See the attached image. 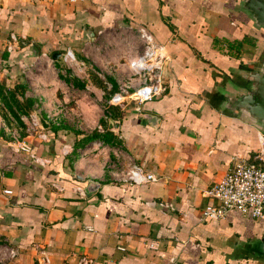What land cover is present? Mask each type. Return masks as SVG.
Masks as SVG:
<instances>
[{
	"label": "crops",
	"instance_id": "0c3cea01",
	"mask_svg": "<svg viewBox=\"0 0 264 264\" xmlns=\"http://www.w3.org/2000/svg\"><path fill=\"white\" fill-rule=\"evenodd\" d=\"M239 3L0 0L6 83L19 82L21 66L43 72L56 49L89 52L96 36L106 48L110 29H143L167 56L164 91L115 118L99 139L48 122L22 135L31 146L24 151L0 132V264H35L38 247L48 264H264L239 256L242 243L264 236V215L201 214L206 190L235 158L264 159V132L216 106L240 67L264 59V30ZM36 92L51 89L30 87L23 96ZM129 163L155 178L123 180ZM86 180L97 187L87 191Z\"/></svg>",
	"mask_w": 264,
	"mask_h": 264
},
{
	"label": "rangeland",
	"instance_id": "374dc122",
	"mask_svg": "<svg viewBox=\"0 0 264 264\" xmlns=\"http://www.w3.org/2000/svg\"><path fill=\"white\" fill-rule=\"evenodd\" d=\"M140 33V30L126 33L106 30V48L104 38L96 36L92 51L74 52L75 59L64 60L62 54L67 48L56 49L53 52H61V56L53 59V52H48V58L54 63L50 62L43 72L33 66H21L16 73L20 76L18 83H6L0 78V132L3 137L8 141L22 139V135L33 132L34 127L42 129L41 124L32 123V118L40 117L51 125H64L73 132L83 133L84 140L99 139L100 134L108 131L110 121L137 104L130 96L114 103L110 95L137 80L138 76L129 70V61L144 49ZM53 79L61 86L55 88L50 82ZM30 87L47 88L51 92H36L38 94L24 97L23 92Z\"/></svg>",
	"mask_w": 264,
	"mask_h": 264
},
{
	"label": "built area",
	"instance_id": "2783aa9c",
	"mask_svg": "<svg viewBox=\"0 0 264 264\" xmlns=\"http://www.w3.org/2000/svg\"><path fill=\"white\" fill-rule=\"evenodd\" d=\"M140 32L145 44L144 49L129 61V70L138 76L137 80L111 93V102L120 103L126 96H130L137 103H141L160 94L166 87L162 72L167 59L164 48L155 42L148 32L143 29H140ZM62 58L75 59L70 49L63 52ZM128 88H131L129 92ZM32 123L37 124L38 120L32 118ZM8 145L13 150L31 149L30 144L23 139L8 141ZM110 163L112 166L115 164L113 161ZM120 177L132 183L155 178L152 172L143 170L135 163H129L124 175ZM4 192L8 193L10 190L5 189ZM206 195L211 200L202 208L203 217L217 220L223 218L230 209H236L253 218L264 215V159L261 153L258 152L252 160L235 158L220 178L206 190ZM36 254L35 264H48L49 258L44 247H38Z\"/></svg>",
	"mask_w": 264,
	"mask_h": 264
},
{
	"label": "water",
	"instance_id": "95a60500",
	"mask_svg": "<svg viewBox=\"0 0 264 264\" xmlns=\"http://www.w3.org/2000/svg\"><path fill=\"white\" fill-rule=\"evenodd\" d=\"M239 7L249 16L252 25L258 30H264V0H240ZM61 56V52H54L53 58ZM231 88L221 92L216 106L228 115L235 116L254 124L260 132H264V59L252 66L240 67ZM228 87V86H227ZM152 118H154L152 116ZM42 127L48 122L37 118ZM109 127H116L117 121H110ZM80 179L79 175H75ZM98 182L86 180L82 186L87 191L97 187ZM264 261V236L246 241L239 246V256Z\"/></svg>",
	"mask_w": 264,
	"mask_h": 264
},
{
	"label": "trees",
	"instance_id": "16d2710c",
	"mask_svg": "<svg viewBox=\"0 0 264 264\" xmlns=\"http://www.w3.org/2000/svg\"><path fill=\"white\" fill-rule=\"evenodd\" d=\"M94 135H96V134H94ZM94 135H93V136H94Z\"/></svg>",
	"mask_w": 264,
	"mask_h": 264
}]
</instances>
